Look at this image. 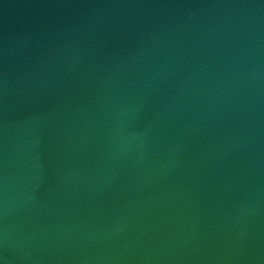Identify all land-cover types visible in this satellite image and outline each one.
Listing matches in <instances>:
<instances>
[{"label": "water", "instance_id": "95a60500", "mask_svg": "<svg viewBox=\"0 0 264 264\" xmlns=\"http://www.w3.org/2000/svg\"><path fill=\"white\" fill-rule=\"evenodd\" d=\"M0 264H264V0H0Z\"/></svg>", "mask_w": 264, "mask_h": 264}]
</instances>
